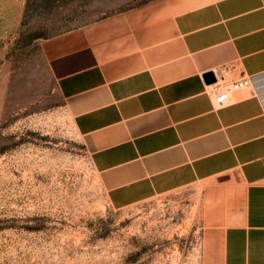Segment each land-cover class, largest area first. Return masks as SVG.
Returning a JSON list of instances; mask_svg holds the SVG:
<instances>
[{"label":"crops","instance_id":"crops-1","mask_svg":"<svg viewBox=\"0 0 264 264\" xmlns=\"http://www.w3.org/2000/svg\"><path fill=\"white\" fill-rule=\"evenodd\" d=\"M42 53L112 208L201 184L219 264H264V0H153ZM208 72L255 92L215 108Z\"/></svg>","mask_w":264,"mask_h":264},{"label":"rangeland","instance_id":"rangeland-1","mask_svg":"<svg viewBox=\"0 0 264 264\" xmlns=\"http://www.w3.org/2000/svg\"><path fill=\"white\" fill-rule=\"evenodd\" d=\"M153 0H0V264H219L195 184L112 208L44 41Z\"/></svg>","mask_w":264,"mask_h":264},{"label":"built area","instance_id":"built-area-1","mask_svg":"<svg viewBox=\"0 0 264 264\" xmlns=\"http://www.w3.org/2000/svg\"><path fill=\"white\" fill-rule=\"evenodd\" d=\"M253 77L247 76L226 84L223 80L216 79L215 83L210 85V93L215 108H221L231 101L234 92L249 90L254 93Z\"/></svg>","mask_w":264,"mask_h":264},{"label":"water","instance_id":"water-1","mask_svg":"<svg viewBox=\"0 0 264 264\" xmlns=\"http://www.w3.org/2000/svg\"><path fill=\"white\" fill-rule=\"evenodd\" d=\"M203 79L207 85L213 84L216 81V78L212 72L204 74Z\"/></svg>","mask_w":264,"mask_h":264}]
</instances>
